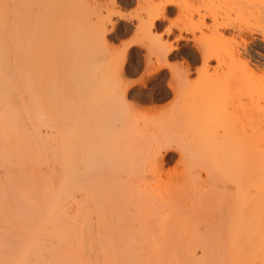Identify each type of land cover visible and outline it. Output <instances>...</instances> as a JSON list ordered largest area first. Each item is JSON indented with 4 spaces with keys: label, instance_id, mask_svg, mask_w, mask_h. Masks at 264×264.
Listing matches in <instances>:
<instances>
[{
    "label": "bare ground",
    "instance_id": "6f19581e",
    "mask_svg": "<svg viewBox=\"0 0 264 264\" xmlns=\"http://www.w3.org/2000/svg\"><path fill=\"white\" fill-rule=\"evenodd\" d=\"M123 1L128 0H0V264H264V68L245 57L254 42L242 37L259 35L256 38L264 43V18L238 27L227 15L203 7L193 28L177 34L165 30L167 36H174V45L163 41L157 23L172 7L180 13L177 0H135L143 7L135 16L121 12ZM129 19L135 20L136 44L147 49L145 71L136 82L144 84L168 69L166 88L177 100L158 115V124L187 109L188 121L196 119L194 123L202 125L197 127L199 133L205 136L199 135L194 145L185 146L184 141L182 145V139L168 138L171 134L164 131L161 140L158 135L150 138L157 143L163 140L155 146L147 137V127H142L147 124L137 129L132 118L137 129L133 134L149 140L139 143L130 133L124 119L125 95L132 82H126L124 65L132 45L116 50L109 41ZM195 27L201 38L195 37ZM231 27L241 35L240 42L235 33L227 37ZM181 40L192 45V62L202 65L196 80L190 77L193 63L182 58L176 67L168 61L179 51ZM53 132L59 135L55 143L47 140ZM142 142H148L149 150ZM165 148L178 152L181 175L166 183L157 181L159 185L145 186L147 175L141 176V184L140 175L136 183L135 179L129 183L132 177L125 180L124 175L143 171L139 172V164L150 166L148 172L158 171L163 153L169 152L161 153ZM189 148L197 153L190 155ZM201 162L210 165L211 175L208 171L206 177L214 182L227 183L230 173L249 177L247 189L242 181L230 187L220 235L204 237L193 231L186 236L187 245L178 235L174 242L185 246L178 250L177 245L169 246L173 255L167 249L166 257L159 238L134 237L129 229L126 234L122 229L120 244L113 245L105 225H99L102 234L94 232L93 214L100 219L110 207L119 211L120 196L137 209L154 201L167 206L172 197L187 192L195 199L192 190L206 191L210 186L207 182L198 186L201 176L194 175H200L199 170L192 173ZM30 166L36 168L35 176H29ZM46 167L51 171L41 175ZM250 187L259 193L256 197L249 195ZM195 247L201 249L203 260H195ZM186 250L191 259L181 261L177 253L183 256Z\"/></svg>",
    "mask_w": 264,
    "mask_h": 264
},
{
    "label": "rangeland",
    "instance_id": "374dc122",
    "mask_svg": "<svg viewBox=\"0 0 264 264\" xmlns=\"http://www.w3.org/2000/svg\"><path fill=\"white\" fill-rule=\"evenodd\" d=\"M177 1L181 4V5H179V7L181 6L180 9L178 8L180 10V13L175 7H172L171 11L167 12V15L165 18L166 20L164 19V20H161L160 22L157 23V27H158L157 33L161 36L163 41L167 40L168 42H172L174 45H177L176 42H174L175 41V39L173 38L174 36L172 34H168V36H167L165 30L170 28L173 30V33L177 34L180 29H191V28H193V26H196V25H194L192 23H194V21H196L198 12L200 11L203 13L204 8L205 9L209 8L211 10L216 11L217 13H221L222 16H224L223 14L227 15V18H229V21L237 24L238 27H239V25L241 26V24H243L242 26H244V23H246L248 21L250 23H252L251 21H255V20L262 22L263 18H264V3L261 1L259 2L258 0H177ZM142 8L143 7L139 4H137L135 0H128V1L121 2V12L124 13L125 15L135 16L142 11ZM241 10H242V12H241ZM240 13H241V15H240ZM198 18H199V16H198ZM253 18H255V19L253 20ZM260 18H262V20ZM189 20H191V22ZM205 21L208 24H211L210 18L205 19ZM134 23H135L134 19H129V22H127V21L123 22L117 30V35L115 37H113V39L109 40V41H112V42H110L111 44L110 43L109 44L112 45V47H114V49L116 48V50L117 49L121 50V49H124L127 45L128 46L132 45V47L129 48V50H128V53L126 55L127 59H125V65H124L125 71L128 72V74L126 76L128 78V79L126 78L128 81L126 80V82L127 83L129 82V84H130V82H132L130 84L129 88L127 89V93L125 95V103H126L127 109H126V117L124 119L125 122L129 125V127L131 129L130 133L136 137V138L134 137L135 140H138L137 138H139L138 142L139 141L141 142L142 139L143 140L145 139L144 137L142 139H140V137H141L140 135L138 136V135L133 134V132L135 131L134 129H136L135 127L133 129V126H132L133 124H131V120L133 119L134 121L133 120L132 121L135 123V125L137 124L136 125L137 129L140 128V126H142V124H147V125H144L142 127L143 128L147 127V129H146L147 132L146 131L145 132H146V134H148L147 137H149V139L152 137L156 138L155 136L158 135L157 137H159L161 140V138H162L161 135L163 134L161 132L165 131L166 133L169 132L168 133L169 135L170 134L172 135V136L171 135L169 136L167 134L169 136L168 138L171 137V139H172V137L173 138L176 137V139L177 138L182 139V143L180 142V139L177 140L182 145H184L183 141L185 142V146H186V144L188 145V147L191 144L194 145V143L196 142L195 140L197 138H199L198 136L200 135V137H202L201 134H203V133H199L200 130L197 129V127L201 129L202 125L199 124L198 121H197V123L199 125L194 123V121L196 119L193 120L192 122L188 121L187 118H189V116L187 115L188 114L187 109L186 110L184 109L182 111L180 110L179 113L177 111L176 114L174 115V117L171 116L173 118L171 119V117H170L167 122L165 120H162V122L159 120L160 124H158V119H159L158 115L162 116V113H166V111L168 109H170V107L172 108L173 105L176 104V100H177L176 97H174L173 93H171L166 88L167 87L166 81H168V79L170 77L168 69H163L162 73L159 76H157L156 78H154L150 81H146L144 84L136 82L137 80H139V76H141V74L145 71L144 70L145 69V65H144L145 62L143 61V59H144L143 57L146 54L147 49L144 48L143 46H140L139 44L138 45L136 44V42H135L136 38L134 35L135 33L133 32L134 31L133 30V24ZM262 23L264 24V22H262ZM235 24H233V26ZM196 28L197 27L194 28L195 37L201 38V35H200L201 32L199 29H196ZM228 29L226 32L227 37L231 38L233 36L232 33H235L234 35L236 36V38H235V36H234V38H235V40H237L239 42L242 40L241 38L243 36H244V38H248L249 40H252L254 42L253 44L250 45L249 53H247V56H245V57L246 58L249 57L248 60H250L254 65L256 64V66H258L260 68L261 67L264 68V66H263L264 65V43L258 39V38H260V36L254 35V34L251 35V34L247 33L244 35L242 34V37H241V35H238V31L234 30L232 27L228 28ZM202 31L204 32V34H206V32H207V30H205V29H203ZM207 34H208V32H207ZM237 36H239L240 38L239 37L237 38ZM256 37H258V38H256ZM178 45H179L180 49H179V51H176L174 54H172L169 57V59H168L169 63L176 66L177 64L179 65V63H181L183 59L188 60V62H190L191 65L193 63L192 69L194 71L192 70L193 73L191 74L192 76H190L191 79L192 78L194 80L198 79V75H197L198 70L197 69L198 68L201 69L202 65H200V62L199 63L192 62L193 60L189 58L190 55L192 54V50H193L192 45L186 46L185 41H182V40L179 41ZM253 68L255 69L254 66H253ZM175 70L178 71L177 68ZM196 70H197V72H196ZM195 72H196V74H195ZM71 86H72V84H71ZM72 91H73V89H72ZM174 101H175V103H174ZM129 112H130L131 116H129ZM62 114H63V112H62ZM133 114H135V115H133ZM63 118H66V116ZM153 119L156 121H154ZM135 120L136 121L139 120V121L136 122ZM170 120H172V121H170ZM219 120H221V119H219ZM153 121L155 123L149 124V123H152ZM222 121L223 120H221L220 122H222ZM143 122H145V123H143ZM170 122H171V124H170ZM172 123H174V124H172ZM189 123H190V126H189ZM169 124L171 125V127L169 126ZM158 125H160V126L158 127ZM172 125H173V127H172ZM149 126H151V127H149ZM163 126H164V128H163ZM142 127L140 129H143ZM193 127H195V128H193ZM140 129H139V131H140ZM144 130H145V128H144ZM142 133H144V132L142 131ZM154 133H156V134H154ZM166 133L164 135H166ZM195 133H196V135H195ZM57 135H56V132L49 133L47 140L54 142L55 139H57V141H58L59 135H58V138H54V137H57ZM194 137H195V139H194ZM204 137H202V138H204ZM149 139H147V140H149ZM147 140H144V141H147ZM154 140H156V139H154ZM154 140L151 141V139H150L149 141H151V143H154L155 146L160 145L159 139L157 140L158 143ZM57 141H55V142H57ZM164 141H165V139H164ZM168 141H165V142H168ZM162 142H163V140H162ZM147 143H143V142L141 143V145H143V144L145 145L144 150H147V148H148L146 146V145H148ZM172 144H174V142ZM149 145H150V143H149ZM173 146L175 149L177 148L176 147L177 145L174 144ZM185 146H184V150L186 149ZM197 146H198V144H197ZM152 147H154L153 144H152L151 148ZM194 147H196V146H194ZM167 149L166 148H165V150L163 149L161 153H163ZM194 149L189 148V150H190L189 154L190 155H194L197 153V152L195 153ZM148 150H149V148H148ZM167 151H169V152H167L165 154L163 153V156H164L163 162L164 163L161 164V167L158 168V171H154V172L149 171L150 172L149 173L148 170H151L150 166H146L145 164L144 165L139 164L140 168L139 169L136 168V169H138L139 172L141 170H143L141 172H143L144 174L140 172V174L133 175V176H131V174L128 176L124 175L125 180L128 179L127 177H132V179L129 181V183H133V181H132L133 179H135L134 182L136 183V180L139 179L142 175H143V177H145L147 175L145 177L146 178L145 182L149 181V183L144 184L145 186H147L149 184L152 185V183L154 185L156 183V185H157L160 181H162L163 183H166V182H168V180L170 178L174 177L175 175L176 176H178V174L181 175L183 173V171L181 174H180V172L183 168L181 167L180 163L178 162L179 161L178 152L175 150H167ZM145 152H147V151H144V154H145L144 156H146L148 153V152L147 153H145ZM144 156H143V158H144ZM143 161H147V156L145 157V159H143ZM207 165H208L207 162L206 163L201 162V163L193 166L194 168L192 170V173L194 171H197L196 169H198L199 171H197V172H199V174H200V175H194V176H196V177L201 176V178L199 177L200 179H197V182L199 180L198 186L201 183L207 182L206 185H209V183H210V186H208L209 189L206 191L202 190L201 192H199L196 190L195 191L192 190L193 192L196 193V194H194L195 199H193L194 197L191 195V193L187 192V193H183V194H177L176 196L172 197V199H171L172 202L167 206L161 205L160 203H157L154 201L153 204L152 203L150 204V202H148V205L149 204L150 205L147 206V208H146V205L144 204L145 207H143V208L141 207V208L137 209L136 204L129 203L126 205L123 202V198L126 196H124V197L120 196L118 204H120V207L123 208L124 212L122 211V213H121V211H120V210H122L121 208L118 211L119 208L117 209V207H116L117 210L115 209L116 210V212H115L110 207L109 209L106 210V214L103 216L105 219H103V217H101L102 219L101 218L97 219V217L93 214L94 218L92 216L91 220H93L94 222L93 221H91V222L95 223L92 226V227L95 226L94 232L96 230L95 233H97V230H100L99 231L100 233H97V235L102 234L104 231V230H102V228L105 225L107 227L106 230L108 229L107 233H109V237L111 239L110 241H112L111 243L113 245H119L120 244V242H121L120 232H122L121 233V236H122L124 233L123 230L125 231L127 229H129V230H127L129 232L125 231L124 234H126V232L131 233L134 237H135V235H139V234L149 235V237L152 240L155 238L158 240V238H159L160 241L159 240L158 241L156 240V241L159 243L161 242V245H159V246L162 248V249L161 248L160 249L163 253L165 251L164 255H166V253H167V255L169 253L170 254L172 253V250L170 251L168 247L170 246V248H171L173 245L174 246L177 245L176 242H174V241L178 235L180 236V237H177L178 240H180V241L184 240L183 243L186 245H187L186 236L189 234H193V231L195 232V234L198 233L199 235L204 236V237H208V236H211L213 234H217V235L219 234L220 235L221 231H223V227H224L223 224L225 225V222H224V220H226L225 216L227 217V215H225V214H228L227 208H225V207H227V205H228L227 194L231 193L230 187H233V186L239 184L238 182L242 181V182H245L246 185L244 184V186L247 189V186L249 184L246 183V181H247L246 179L247 178L249 179V177H247L248 175L246 174L245 178H243V177L241 178L238 173H234V174L232 173L236 177L235 176L231 177L232 175L230 173L229 178L226 180L227 183L224 182V184H226L224 186L223 181L215 180L216 182H214V180L212 181L210 176L206 177L207 176L206 172H208V171L209 172L207 174L211 175L210 174V169H211L210 165H208L209 168L207 167ZM31 166L33 167V165H31ZM31 166L29 168L30 169L29 171L32 170V172L29 174V176H35L34 174L36 173V168L35 167L32 168ZM144 166L146 167V169H144L145 168ZM205 166H206V169L208 168L209 170L204 169ZM138 170H137V173H139ZM144 170H145V172H144ZM50 171H51V169L46 167L43 169V172L42 171H40V172H41V175L42 174L44 175V174H48ZM157 172H158V174H157ZM193 174H195V172ZM196 174H198V173H196ZM148 175H150V176H148ZM134 176H135V178H134ZM136 176H139V178H136ZM155 177H158V178H155ZM160 177L162 178V180L159 179ZM238 177L241 180L232 179V178H238ZM205 179L206 180L208 179L210 181L208 182ZM141 180L144 181V179L141 177V179L137 180V183H140ZM138 181H140V182H138ZM143 181L141 183H143ZM157 181H159V182H157ZM233 181H235V182H233ZM247 182H249V181H247ZM196 185H197V183H196ZM206 185H204V186H206ZM249 189H250V191H248V192L251 193V194H249L250 196H252V195L254 196V195L259 194V193L255 194V193H257V191L254 192V189H251V187ZM188 193L192 197H190V195ZM187 194L189 196H185ZM261 194L264 198V191ZM223 195H225V196H223ZM199 197H201V199ZM204 197H205V199H204ZM254 197H256V196H254ZM177 198H179V199L177 200ZM193 200H194V203H193ZM224 201L226 202V204H224L225 203ZM137 210H139V211H137ZM112 211L114 213H112ZM123 216H124V218H123ZM122 219L126 220V222H123ZM103 220H105V223L102 225ZM122 223H125L124 224L125 226L122 225ZM1 224L2 223L0 222V226H3ZM99 225L102 228H100ZM96 227H97V229H96ZM6 228H7V226L4 228L2 227V229H4L5 231L7 230ZM98 228H100V229H98ZM117 228H119L120 230ZM189 231H192V232L189 233ZM104 233H106V232H104ZM136 237L139 238L140 236H136ZM184 244H183V246H185ZM181 245H182L181 243H178L176 249L179 248V246H181ZM183 246H181L180 248H183ZM197 248H198L197 250H196V247L194 248V255L193 256H194L195 260L196 259L197 260H203L205 256L202 253L201 249L199 247H197ZM167 249L170 251L169 253L166 252V251H168ZM171 249H173V248H171ZM176 252H178V251H176ZM144 253L147 254V251L145 250ZM177 254L180 255V257H177L180 260L183 258L186 261V257H187V260H188V258H190V256L188 255L189 254L188 251H187V253L185 252V254L182 253V254H184L183 256H181L180 253H177ZM167 255H166V257H167ZM169 255H168V257H169ZM172 255L173 254H171V256ZM185 255H188V256H185ZM145 258H147V256ZM145 258H143V259H145Z\"/></svg>",
    "mask_w": 264,
    "mask_h": 264
}]
</instances>
